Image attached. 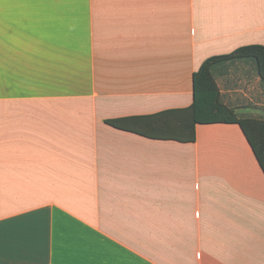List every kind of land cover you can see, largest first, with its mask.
<instances>
[{
  "label": "crops",
  "instance_id": "crops-1",
  "mask_svg": "<svg viewBox=\"0 0 264 264\" xmlns=\"http://www.w3.org/2000/svg\"><path fill=\"white\" fill-rule=\"evenodd\" d=\"M254 43L264 0H0V264H264L237 123L185 143L105 123L188 106L205 58ZM244 64L221 100L264 119Z\"/></svg>",
  "mask_w": 264,
  "mask_h": 264
},
{
  "label": "trees",
  "instance_id": "trees-1",
  "mask_svg": "<svg viewBox=\"0 0 264 264\" xmlns=\"http://www.w3.org/2000/svg\"><path fill=\"white\" fill-rule=\"evenodd\" d=\"M238 61L254 65L264 87V45H241L229 53L205 58L192 73V102L149 114L108 118L105 123L147 138L194 142L197 124L237 123L264 173V119L237 117L221 100L214 74Z\"/></svg>",
  "mask_w": 264,
  "mask_h": 264
},
{
  "label": "rangeland",
  "instance_id": "rangeland-1",
  "mask_svg": "<svg viewBox=\"0 0 264 264\" xmlns=\"http://www.w3.org/2000/svg\"><path fill=\"white\" fill-rule=\"evenodd\" d=\"M244 61H238L235 64H233L229 69V72L226 73V76H221V74L216 73L215 79L218 82V84L220 85V88H224L226 87V83L225 80H230V79H236L238 78V81L242 78V73H243V68L245 66ZM237 84L238 88H242L243 84L241 83V81H239ZM254 84V98H255V102H256V106L258 108L263 109L264 108V87L262 86V84H260L259 81H257L255 83V81L253 82ZM245 89V88H243ZM225 99V96L223 97V100ZM256 115L258 116H264L263 112H255Z\"/></svg>",
  "mask_w": 264,
  "mask_h": 264
}]
</instances>
